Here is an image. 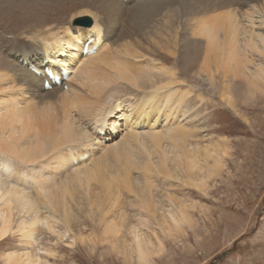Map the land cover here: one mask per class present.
Returning a JSON list of instances; mask_svg holds the SVG:
<instances>
[{"label":"bare ground","instance_id":"bare-ground-1","mask_svg":"<svg viewBox=\"0 0 264 264\" xmlns=\"http://www.w3.org/2000/svg\"><path fill=\"white\" fill-rule=\"evenodd\" d=\"M74 5L91 14V26L28 12L25 37L16 33V43L0 46V244L15 236L33 247L10 250L2 258L4 264H56L50 259L53 246L33 245L36 234L45 229L57 239L68 237L71 222L79 220L75 209L86 199L99 210L102 238L130 249L125 254L135 253L139 264H152L155 243L163 247L158 230L172 235L193 222L192 204L175 198L170 183L163 198L156 197L157 174L203 190L224 167L214 144H190L197 130L193 119L182 123L178 117L189 111L185 101L194 93L183 88L190 84L187 69L180 72L155 53L174 56L186 33L197 44L189 64L201 59L194 71L198 79L206 73L215 87V73L222 71L224 81L244 77L258 89L253 82L264 81V64L251 60V53L264 56V31L257 28L264 27V0H79ZM53 6L46 13L59 15L64 8ZM18 8L5 3L0 13L6 17ZM91 38L96 52L84 55ZM47 68L56 75L65 69L69 77L45 89ZM224 88L230 106L232 91L229 84ZM51 100L63 108L61 118L47 106ZM134 170L141 174L131 177ZM124 190L138 207L133 216L119 209ZM111 209L119 211L117 221L106 217ZM71 239L73 246L76 234Z\"/></svg>","mask_w":264,"mask_h":264},{"label":"rangeland","instance_id":"rangeland-1","mask_svg":"<svg viewBox=\"0 0 264 264\" xmlns=\"http://www.w3.org/2000/svg\"><path fill=\"white\" fill-rule=\"evenodd\" d=\"M78 2L79 0H0V8L5 3L19 6L6 17L2 16L5 12H2V15L0 13V46L16 43L18 41L14 35L16 33L19 37H25L23 30L27 27L24 23L28 24L30 21L24 18L28 12L37 13L45 19L49 18L50 21L67 17L73 25H78L76 24L78 18L91 17V14L78 12L81 9L79 7L74 9V4ZM60 4H63L64 8L61 12L59 11L60 13L58 12L59 15L46 13L54 7L53 5ZM167 5H169L168 2L164 6ZM190 5L197 8L199 4ZM26 6L29 9H26ZM240 10L239 7L236 9L239 17ZM176 19L178 20L177 16ZM257 28L264 31L261 24ZM179 38L177 54L167 55L163 50H157L155 54L170 66L177 67L180 72L181 69H187L185 74L190 84L184 85L183 88H192L194 93L189 96L188 102L185 101L184 111L186 108L189 111L186 115H178V117L182 123L193 119L192 126L197 128L193 134L196 140L190 137V144L191 141L193 146L198 144V141L200 146L212 143L211 146L218 148L224 167L208 180L203 190L193 183L168 180L161 173L157 174L155 180L159 188L156 186V197L163 198L162 193L170 187L171 192L175 191V194L172 192L175 198L184 197L192 204L189 209L193 215V222L182 224L180 229H173L172 235L158 230L163 247L158 249L159 243H155L152 264H210L218 256L222 258L213 264H264V81H254L253 83L258 88L256 89L254 86L251 87L252 82L248 83L244 77L235 78L230 75L229 79L224 81L223 73L220 71V74L215 73L217 77L215 83L218 85L213 87L206 73L202 79H198L194 72L198 69L201 59L197 62L198 65L193 64L194 67L189 64L192 63L190 61L196 51V42H193L186 33H182ZM252 58L257 64H264L262 54L251 53V60ZM183 77L185 75L181 78ZM225 84L230 86L234 105L232 103L229 106L222 96L226 93L223 92ZM52 100L48 101L47 106L54 111L58 110V117L61 118L64 110L56 106V100L54 102ZM139 174L141 173L138 170H134L130 176L137 177ZM134 181L141 183L138 178ZM96 184V181H92L93 187ZM122 193L119 209L133 216L138 210L134 204L133 195L127 190ZM80 207L82 209H75L78 210L76 214L78 213L79 220L71 222L68 237L57 239L48 230V232L45 229L42 232L39 230L37 232L39 235L36 234L38 238L33 241V245L36 247L53 246L55 255L50 256V259L56 264H139L135 253L125 254V252H130V249H123L118 245L113 246V243L108 241L111 238L105 240L101 237L104 233L102 224L99 222V210L96 207L92 209L86 199L81 201ZM118 212L111 209L106 217L117 221ZM59 227L62 230L66 228L63 223ZM122 229L125 233L124 228ZM74 234H76V241L71 246L69 242L72 241L71 237H74ZM22 241L18 237L11 236L0 244V264H4L2 256L6 252L28 247L26 243L23 245L25 241ZM29 249L33 247L29 246L25 250ZM157 252L159 254H156Z\"/></svg>","mask_w":264,"mask_h":264},{"label":"water","instance_id":"water-1","mask_svg":"<svg viewBox=\"0 0 264 264\" xmlns=\"http://www.w3.org/2000/svg\"><path fill=\"white\" fill-rule=\"evenodd\" d=\"M76 23L78 25H81V26L89 27V26L92 25L93 20H92L91 17L82 16V17L77 19ZM220 258H222V257L221 256L216 257L210 264H213L214 262H217L218 260H220Z\"/></svg>","mask_w":264,"mask_h":264}]
</instances>
